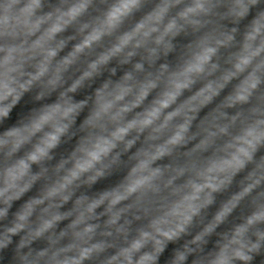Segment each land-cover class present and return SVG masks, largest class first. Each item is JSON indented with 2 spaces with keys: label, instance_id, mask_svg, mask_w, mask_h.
Masks as SVG:
<instances>
[{
  "label": "clouds",
  "instance_id": "1",
  "mask_svg": "<svg viewBox=\"0 0 264 264\" xmlns=\"http://www.w3.org/2000/svg\"><path fill=\"white\" fill-rule=\"evenodd\" d=\"M0 264H264V0H0Z\"/></svg>",
  "mask_w": 264,
  "mask_h": 264
}]
</instances>
